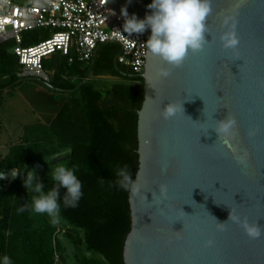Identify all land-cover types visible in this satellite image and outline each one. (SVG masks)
<instances>
[{
    "label": "water",
    "instance_id": "obj_1",
    "mask_svg": "<svg viewBox=\"0 0 264 264\" xmlns=\"http://www.w3.org/2000/svg\"><path fill=\"white\" fill-rule=\"evenodd\" d=\"M151 2L103 3L144 19L151 14ZM211 7L208 43L202 51L189 52L179 67L145 49L134 176L139 174L141 191L128 193L131 225L123 245L124 264H264V235L250 239L230 221L220 231L208 214L224 222L231 208L242 220L264 226V0H211ZM226 18L239 38L235 50L220 41L228 30ZM145 32L149 38L151 30ZM162 70L170 74L164 77ZM170 102H183L185 115L201 122L193 123L182 112L165 120L161 112ZM212 116L235 118V134L227 145L210 129ZM238 156L244 157L243 164ZM13 169L18 172L0 170L4 190L17 177ZM42 169L35 164V171ZM161 185L167 188L164 196Z\"/></svg>",
    "mask_w": 264,
    "mask_h": 264
},
{
    "label": "trees",
    "instance_id": "obj_2",
    "mask_svg": "<svg viewBox=\"0 0 264 264\" xmlns=\"http://www.w3.org/2000/svg\"><path fill=\"white\" fill-rule=\"evenodd\" d=\"M47 36L43 27L26 30L23 44ZM11 43H0V77L7 80L0 91L20 79ZM118 53V44L105 42L88 62H68L59 53L43 61L53 71L47 87L65 95L49 128L60 146L71 148L68 168L82 182L76 207L64 206L66 190L59 189L61 217L72 228L63 232L75 249V264H124L123 245L131 225L129 191L117 186L116 172L127 165L134 179L138 168L137 111L144 99V78L119 64ZM104 75L117 79H99ZM19 164L14 160L6 166L19 173L8 189L0 183V264L5 255L11 264H68L56 238L59 225H52L46 214L19 211L35 195L24 186L28 171ZM42 183L46 191L56 187L51 179ZM78 230L81 235L74 233ZM88 251L100 257L88 256Z\"/></svg>",
    "mask_w": 264,
    "mask_h": 264
},
{
    "label": "clouds",
    "instance_id": "obj_3",
    "mask_svg": "<svg viewBox=\"0 0 264 264\" xmlns=\"http://www.w3.org/2000/svg\"><path fill=\"white\" fill-rule=\"evenodd\" d=\"M147 7L151 10V14L146 15L144 19H138L135 15L129 16L127 9L122 8L121 15L124 18L123 33H127L126 37L128 38L133 34H143L146 29H150L151 35L143 44L153 56L160 58L173 67H179L187 58L189 52L202 51L208 43L206 21L212 12L211 0H152ZM224 25L228 27V30L220 36L222 46L225 49L235 50L239 45L235 25L229 24V18L224 20ZM123 33L121 34L124 35ZM160 74L167 77L170 73L167 70H162ZM201 99L203 100V98ZM179 112L185 115L183 102H170L164 106L161 116L167 120L173 118ZM203 114L206 116L205 107ZM185 116L193 123L201 122L199 120L193 121L190 116ZM211 119H213V116ZM213 120L214 126L210 129L215 131L220 142L227 145L229 137L235 134L237 123L235 118L226 116L224 119ZM249 135H254V133L249 132ZM236 160L240 164L244 163V157L242 156L236 157ZM18 174L13 169L12 175L16 176ZM116 175L117 186L129 191L131 196H136L140 193L139 174L133 179L128 166L124 165L117 169ZM0 179H4L3 172H0ZM50 179L56 187L46 191L45 185L40 179L37 180L35 171L31 169L27 172L24 178V186L28 191L35 193V195L31 198V204L21 207L19 211L29 210L35 214H46L50 218L51 224L57 225L61 219L59 189L64 188L66 190L63 197L64 206L76 207L83 195L82 182L77 178L73 169L62 164L50 171ZM159 191L160 196H164L167 192L166 186L161 185ZM152 197V200L156 203L160 202L159 197L154 193H152ZM217 205L219 206L220 204ZM181 211L184 216L188 215L182 208ZM208 214L216 221L217 228L220 231L226 230V226L230 221L240 225L250 239H259L264 235V226L259 223H249L247 219L242 220L231 208L229 216L224 222L218 221L209 212ZM3 264H11L10 258L6 255L3 257Z\"/></svg>",
    "mask_w": 264,
    "mask_h": 264
},
{
    "label": "built area",
    "instance_id": "obj_4",
    "mask_svg": "<svg viewBox=\"0 0 264 264\" xmlns=\"http://www.w3.org/2000/svg\"><path fill=\"white\" fill-rule=\"evenodd\" d=\"M104 1L0 0V43H13L11 51L18 60L17 75L38 78L49 86L53 71L44 67L45 59L59 53L68 62H88L97 46L105 42L118 44L117 62L141 75L147 33L127 38L120 11H115ZM38 27L47 29L48 36L24 45L23 32Z\"/></svg>",
    "mask_w": 264,
    "mask_h": 264
},
{
    "label": "rangeland",
    "instance_id": "obj_5",
    "mask_svg": "<svg viewBox=\"0 0 264 264\" xmlns=\"http://www.w3.org/2000/svg\"><path fill=\"white\" fill-rule=\"evenodd\" d=\"M99 79L117 78L104 75ZM5 82L7 80L0 77V84ZM64 96L63 93L48 88L42 80L35 77L20 78L0 91V170L18 160L20 164H24L23 169L35 171V164L38 163L43 169L35 173L37 180L42 182L44 179H50V171L56 166L62 164L68 167L71 148L60 146L49 128V122ZM58 225L56 238L68 264H75V249L64 233L72 228L62 217ZM74 233L81 235L82 231ZM87 255L100 257L94 251H88Z\"/></svg>",
    "mask_w": 264,
    "mask_h": 264
},
{
    "label": "crops",
    "instance_id": "obj_6",
    "mask_svg": "<svg viewBox=\"0 0 264 264\" xmlns=\"http://www.w3.org/2000/svg\"><path fill=\"white\" fill-rule=\"evenodd\" d=\"M6 168H9V167H6Z\"/></svg>",
    "mask_w": 264,
    "mask_h": 264
}]
</instances>
